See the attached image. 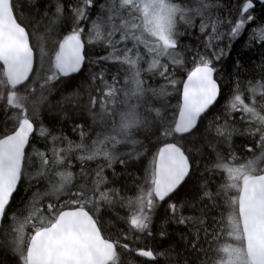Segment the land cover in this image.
Masks as SVG:
<instances>
[{"label":"snow or ice","instance_id":"6c2138e0","mask_svg":"<svg viewBox=\"0 0 264 264\" xmlns=\"http://www.w3.org/2000/svg\"><path fill=\"white\" fill-rule=\"evenodd\" d=\"M258 3L244 0L233 16L224 0H54L36 19L23 11L38 13L36 0H0V107L12 112L0 125V249L13 264H264V68L258 80L237 70L204 126L229 86L217 65L240 40L264 48ZM193 35L195 45L182 42ZM98 47L105 54L91 58ZM85 68V82L54 106ZM53 107L83 121L72 127L78 141L45 124ZM237 134L254 141L244 163L232 151ZM192 137L216 160L192 199L178 201L199 166ZM159 144L131 188L114 186ZM216 173L226 180L213 188ZM21 190L32 195L14 208ZM171 223L189 229L180 245L145 243L167 239Z\"/></svg>","mask_w":264,"mask_h":264},{"label":"trees","instance_id":"16d2710c","mask_svg":"<svg viewBox=\"0 0 264 264\" xmlns=\"http://www.w3.org/2000/svg\"><path fill=\"white\" fill-rule=\"evenodd\" d=\"M243 2L244 0H224V3H226L230 8L233 9V16H235L236 11L238 10L239 6L242 5ZM36 3H37V8L39 10L38 13H37V9H29L27 6H25L23 11L26 16L30 15V16H34L36 19H39V17L43 16V13L46 9L49 12V16H51V13L54 11V0H36ZM49 5H52V7L49 8L48 7ZM256 14L257 15L264 14L263 4L258 3L256 5ZM48 23H49L48 20L43 21L44 25H47ZM201 38L203 39V37ZM245 39H247V34H245ZM182 42L184 44H191V45H195L197 43L194 35L192 37H188L187 39L183 38ZM245 46H246L245 40H240L238 43H235L230 49L229 54L225 56V58L221 61L220 64L217 65L218 67L221 68L222 70L221 75H223L225 81L229 82V85H230L231 79L233 78V74L237 70L240 72L241 78L244 80H248L252 78H253L252 80L254 79L258 80L260 78L259 73L262 71V68L264 67V48L254 47L250 50L248 47L245 48ZM98 54L103 55L105 53L99 47L89 50V56L93 59H95V57ZM237 60H239L240 65H241L239 69H237L235 66V61ZM93 70L98 71L99 69L94 68ZM112 71H115L114 67L112 68ZM87 75H88V69L85 68L81 74L76 75L75 80L71 83L69 87L62 88L58 93L54 95L51 101L52 104L55 106L57 104V101L61 100V97L68 95L70 92L74 91V88L76 89L81 83H84ZM150 82L153 83V81H150ZM155 84L153 85L155 86ZM229 92H231V87L228 86L223 89L222 97L219 98L218 103L214 107L211 108V110L208 112L207 116L205 117L204 126H206L208 122H211L214 117H216L217 115L221 113L223 105L229 98V94H230ZM168 103H170L174 109L175 107L177 108L178 103H179L178 95L171 97ZM156 106L158 107L159 105L157 104ZM65 111L68 112L69 116L71 115V109H68V110L64 109V111H61L59 108L53 107L52 113L45 117V124L49 128H51L54 132H56V134H59L62 131L69 138L71 137L70 139L74 141H78L79 137H77L78 136L77 134L73 133L72 127H73L74 122L83 123V121H80V120L73 121L72 119H62ZM11 115H12L11 111L6 113L4 108L0 107V125L4 123L6 116H11ZM171 115L172 113L170 112L169 116ZM235 121H236L235 127L238 128L241 132L244 131L246 126L240 121L239 114L235 116ZM9 126L11 125L9 124ZM96 130L99 131V127H97ZM201 131H203V127ZM243 136L244 135L237 134V135H234L232 139V151L236 152L235 154L238 157H240L238 161L239 163H244L246 162L247 159L253 158L252 153H249L247 151V147L253 146L254 141L252 140L251 137H248V136L243 137ZM140 138L143 139V137H140ZM191 139L196 140V144L195 145L189 144L188 147L192 149L193 152H196L195 150L197 149H201V151L196 155V161L198 162L199 166L195 170V174L193 175L189 183L175 197V199L178 201H183L185 199H189V200L192 199V197L195 195L196 185L200 181L201 174L205 173V166L215 163V160H216L215 152H213L211 149L207 147H203L201 140L197 139L196 137H192ZM209 139H211V137H209ZM161 146L162 144L152 147L147 158L144 159L142 163L138 161L134 164H131L128 167L127 172L131 173L132 175L131 176L127 174L123 175L120 179H118L115 182L114 186L115 187L124 186L127 188H131L133 185V177L143 174L144 167L147 166L149 160H151V154L154 153ZM123 150L125 149H122V151ZM219 150L221 152L226 151L223 145L220 146ZM259 154H260L259 151H257L256 155H259ZM90 167L94 168L95 164H91ZM78 170H79V166H77V168L74 169V171H78ZM116 171L123 172L124 169L121 168L120 166H117ZM107 174L109 175V177H111L110 171ZM225 180H226L225 173L224 174H221V173L214 174L213 175V181H214L213 188H216L219 185L223 184ZM27 187H28L27 184H25V188ZM41 187H43V185H41ZM31 195H32L31 191L21 190L19 193V196H17L15 199L14 208L21 206L22 202H26L27 199L31 197ZM128 195H132V192H128ZM166 207L167 205H164V207L160 209L159 215L155 220V225H156V228L154 229L155 232L159 231V227L161 223L163 222V220L165 219ZM221 211H223V209H216V210L211 211L210 217L219 219V213ZM120 214L123 215L124 212L121 211ZM185 214L190 215L192 213L186 212ZM167 231L170 234L167 239L161 240L157 237L155 241H145V243L155 244L159 251H163L164 249L168 248L170 244L180 245L181 244L180 236L181 235L186 236L188 234L189 229L186 228L184 225H177L175 223H171L168 225ZM204 246L206 247L207 245L205 244ZM5 260L7 261V264H13L11 254L3 249H0V264H3ZM138 264H152V262L148 260L147 258H138ZM158 264H164V260L161 258Z\"/></svg>","mask_w":264,"mask_h":264},{"label":"bare ground","instance_id":"6f19581e","mask_svg":"<svg viewBox=\"0 0 264 264\" xmlns=\"http://www.w3.org/2000/svg\"><path fill=\"white\" fill-rule=\"evenodd\" d=\"M264 5V4H263ZM234 8H236V7H234ZM259 8V7H258ZM262 10V9H261ZM258 14V13H257ZM187 39V38H186ZM202 39V38H201ZM247 46H245V48H246ZM256 59V58H255ZM258 59V58H257ZM249 65V64H248ZM251 66H253V65H251ZM255 67V66H254ZM264 68V67H263ZM242 70H243V68H242ZM245 72V71H244ZM226 74V73H225ZM252 75V74H251ZM258 75V74H257ZM225 77H226V75H225ZM253 79V78H252ZM255 80V79H254ZM155 83V82H154ZM229 87H230V85H229ZM74 90H75V88H74ZM230 93V92H229ZM57 101V100H56ZM179 104V103H178ZM178 107V106H177ZM176 108V107H175ZM68 110V109H67ZM238 126V125H237ZM239 135V134H238ZM70 136V135H69ZM78 137V136H77ZM240 137V136H239ZM244 137V136H243ZM71 138V137H70ZM238 139V138H237ZM79 140V139H78ZM196 151V150H195ZM236 153V152H235ZM200 163V162H199ZM185 193V192H184ZM164 247V246H163ZM149 260V259H148Z\"/></svg>","mask_w":264,"mask_h":264},{"label":"rangeland","instance_id":"374dc122","mask_svg":"<svg viewBox=\"0 0 264 264\" xmlns=\"http://www.w3.org/2000/svg\"><path fill=\"white\" fill-rule=\"evenodd\" d=\"M154 82L156 83V81H153V83H152V84H155ZM74 134H75V133H74ZM225 175H226V173H225ZM223 242H225V241H223ZM223 242H222V243H223Z\"/></svg>","mask_w":264,"mask_h":264},{"label":"water","instance_id":"95a60500","mask_svg":"<svg viewBox=\"0 0 264 264\" xmlns=\"http://www.w3.org/2000/svg\"><path fill=\"white\" fill-rule=\"evenodd\" d=\"M162 146H163V145H162ZM162 146H161V147H162Z\"/></svg>","mask_w":264,"mask_h":264}]
</instances>
